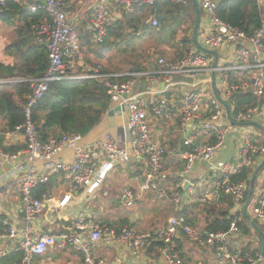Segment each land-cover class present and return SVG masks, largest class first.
Wrapping results in <instances>:
<instances>
[{
	"label": "built area",
	"instance_id": "2783aa9c",
	"mask_svg": "<svg viewBox=\"0 0 264 264\" xmlns=\"http://www.w3.org/2000/svg\"><path fill=\"white\" fill-rule=\"evenodd\" d=\"M111 1L95 0L93 12L89 18L94 34L92 40L94 46L105 44L109 29L114 24L110 8ZM162 1L166 0H118V3L127 14H132L137 8L151 10ZM169 1L183 6L187 3L186 0ZM9 3H16L31 14L45 13L38 24L31 26V34L38 45L47 49L49 66L46 73L42 78L34 80H2L0 85L23 82L30 84V92L26 95L24 104L25 123L9 132V136L25 135L26 149L23 153L46 161L49 172L38 173L30 170L18 180L26 225L20 228L0 217L3 230L0 240H9L13 245L7 252L0 253V258L12 251L21 252L23 253L21 264H33L34 257L45 254L56 245L55 235L43 234L35 237L32 230V224L38 221L44 210V204L35 197L34 191L48 183L54 174L64 173L73 185L83 187L88 194H94L116 167L127 165L134 157L145 159L148 163L145 175L147 184L142 186L141 191L154 189L158 200L170 198L176 208L183 209L185 200L180 191L174 189L169 197L166 188L161 185L166 180L164 159L167 151L152 138L148 106L138 97L130 96L136 79L145 76L154 80L163 79L164 91L177 86L188 85L190 87L177 108L179 122L183 128L186 129L192 123L197 124L183 142L184 147L190 149L184 153L186 161L184 174L187 177L190 176L196 162H210L223 148L226 135L233 124H251L255 117L261 114V105L264 104V8L261 4L262 0H259L262 9L261 28L256 30L252 36L219 17L218 8L221 0H198L204 23L199 30V42L202 47L216 52L229 48L230 60L225 61L223 65L218 62L217 67H214L213 61L207 54L202 53L198 48H190L177 61L159 58L160 71L127 75L103 73L100 65L85 68L81 75H71L68 72V62L84 66L86 58L81 45L80 32L65 11L68 0H0V7L7 9ZM145 24L155 29L159 28V21L154 16H149ZM213 72L215 76L219 74L220 82L229 99L234 93L249 92L256 98L257 104L246 112H239L236 115L232 114V110L231 120H229L225 108L215 98L211 89L205 86L212 80H200L201 76L207 77L211 74L212 77ZM122 77L126 79L118 81ZM90 79L102 83L113 101L119 102L122 99L120 103L125 106L127 114L128 148H122L111 135L107 136L104 141L93 145L83 144L81 135H63L60 138L51 137L42 141L33 121V112L49 92L51 83ZM124 95L126 98H123ZM207 102L210 103L211 114L209 120L203 122V108ZM152 107L155 117L162 119L167 102L163 101L159 106L151 105ZM225 117L229 120L226 123L222 121ZM200 137L210 139V142L194 145ZM64 146L73 150L74 160L72 162L59 158ZM20 154H10L0 148V163L15 160ZM260 156H264V144L256 143L251 134H244L237 159L216 170L217 178H219L218 185L225 195L232 198L234 214H239L238 221H242L245 217L244 208L248 184L247 182L233 183L230 178L242 171L252 170ZM188 182L191 183L190 179ZM122 196L124 203L129 207L136 200L131 188H126ZM250 213L254 221L264 223V184L256 192V198L251 201ZM236 230L232 225V230L229 232H212L203 235L197 228L189 225L185 216L180 214L170 218L166 226L145 232L126 226L116 233L109 230L107 226H98L81 220L74 232L63 234L61 240L83 254V264H111L93 254V248L107 235L113 243L116 242L129 249L134 257L141 256L151 246L164 245L170 262L183 264L177 254L176 242L184 235L192 243L201 247L213 248L216 252V264H244L246 262L258 264L260 261L264 264L262 252L258 253L255 258H251L249 255H242V252H234L229 248L228 242Z\"/></svg>",
	"mask_w": 264,
	"mask_h": 264
},
{
	"label": "crops",
	"instance_id": "0c3cea01",
	"mask_svg": "<svg viewBox=\"0 0 264 264\" xmlns=\"http://www.w3.org/2000/svg\"><path fill=\"white\" fill-rule=\"evenodd\" d=\"M87 2L90 4L89 7L85 6ZM189 2L190 0H188L186 6H188ZM163 3L164 1L160 2L151 10L137 8L134 13L127 14L119 5L118 0H112L110 8L114 19L113 23L126 20L124 17L126 14L132 16V28L126 30L128 34L131 33V37H129L127 41H117V47L113 48L114 50L107 51V57L100 60L101 62L91 51H84L86 56L85 65L78 66L75 63L68 62V72L71 73V75H81L84 73L85 68L96 66L100 63L103 66H107L109 74H130L131 72L129 71L127 60L129 57L133 56L134 53L130 49L127 54L123 52L128 48V44L132 43L134 40L135 42H139L141 47L136 51V54L139 55L142 50H151L149 47L153 49L151 38L155 37L156 34H158L157 36L164 42V47L168 45L166 41V36L168 34L171 37L174 33V39L177 35H180L179 31H181V29L172 22V19L175 17L177 18V13L170 10L168 6H164ZM94 5L95 0H72L71 3L70 0H68L66 7L69 9L67 13L69 14L70 21L78 28L81 39L84 35L88 34L91 41L93 40L94 34L89 18L93 12ZM170 12L175 13V15ZM74 15L77 17H74ZM149 16H154L159 21L158 29L145 24ZM164 18H168L167 22L162 23L161 19ZM203 25L204 23L202 20L200 27H203ZM176 29L179 31H175ZM152 34H154V36H152ZM188 37L192 39L193 35H188ZM127 42L129 43L127 44ZM148 42L150 43L147 44ZM180 46H183V44L179 43V47ZM190 48L197 49L194 43L186 50ZM178 51H183V54L186 52L183 47L179 48ZM150 52V61L147 59L148 62L145 63V65L149 66L151 70L136 73H153L160 71L161 68L158 64V59L161 58V56H157V51H154V49ZM217 53L219 55L218 62L220 65L230 60L229 48H223ZM181 57L176 53L175 58L172 60L177 61ZM109 58L111 59L110 61H108ZM209 58L213 63L216 60L213 55ZM88 59L91 63H88ZM149 62L152 63L150 64ZM208 79H211V74L207 77L201 76L200 80ZM215 85L220 98L227 102L229 98L226 95L224 86L220 82L218 73L216 74ZM205 86H208L213 93L212 82L209 84L206 83ZM164 89L165 85L163 79L154 80L149 76L140 77L136 79L135 87L130 96L138 97V99L149 108L148 118L150 121L152 138L167 151L164 159L166 180L161 183V185L166 188L169 197H171L174 189L179 190L181 188L183 190V192L179 190L185 200L183 209L179 210L176 208L170 198L158 200L157 192L154 189L145 192L141 191L142 186L147 184L145 175L148 163L145 159L134 157L127 165L116 167L94 194H88L83 187L73 185L64 173L54 174L48 183L38 187L39 189L42 188L41 198L39 200L44 204V210L38 221L32 224V230L35 237H39L43 234L55 235L57 237V243L45 254L34 257L33 264H83V254L76 251L70 244H65L61 240L63 234L74 232L81 220L98 226H107L109 230H113L116 233H119L120 230L126 226L140 232H145L166 226L168 220L174 216L180 214L184 215L183 212L189 205H197L194 210L200 213L203 205L218 204L224 193L218 185L219 178H217L216 170L220 166L233 163L237 159L240 143L244 134L249 133L256 143L260 145L264 144V132L252 124L256 123L264 129V104H262L261 114L255 117L254 122L246 125L233 124L226 135L223 148L210 162H196L190 176L187 177L184 174L186 165L184 153L188 152L190 149L184 147L183 142L197 124L192 123L189 124L186 129L183 128L179 122L177 108L190 87L184 85L174 87L168 91H164ZM174 91H176L177 96L174 95ZM121 101L122 99H120L119 102L112 100L109 111H112ZM163 101L167 102V108L164 117L158 119L155 117L151 105L159 106ZM230 108L232 111L233 106H230ZM210 114V103L207 102L203 108V122L209 120ZM222 121L226 123L229 120L225 117ZM4 128V125L0 122V148L10 154H21L18 155V158L15 160L0 163V217L22 228L26 225V222L23 216V203L18 188V180L25 173L30 172V170L38 173H48L49 168L46 161L23 153L26 149L25 135L9 136V131L3 132ZM63 135L64 134H61L58 137L60 138ZM109 135L113 136L122 148H128L129 134L126 112L117 111L114 112L113 115H109L108 113L105 114L99 124L87 135L83 136L82 143L85 145H93L104 141ZM208 142H210V139L200 137L194 142V145H202ZM10 150H12V152H10ZM59 158L66 162H72L74 160L73 150L68 146H64ZM263 162L264 156L257 158L254 168L250 170L251 177L258 166ZM188 179H190L191 183L188 182ZM186 182L190 184L187 194L184 191ZM263 184L264 168L257 176L251 201L256 198V192ZM126 188H131L136 198L131 207L126 205L122 198L123 191ZM250 206L251 202L248 207V213L251 215ZM231 212L234 214V202ZM203 222V217L199 215L198 223L193 227L197 228L202 233L204 227ZM255 223L264 232V223H258L257 221H255ZM250 228L254 231L253 233L250 232V235L244 234L240 229L233 233V236L228 242V246L232 251L242 252L243 254L245 252L244 249H249V251L259 249V236L252 226ZM0 229H2L1 225ZM176 244L177 254L180 256L183 264H216V252L213 248L201 247L192 243L184 235L177 240ZM12 246V242L9 240H0V253L4 251L7 252ZM15 253L17 252L12 251L5 257ZM93 254L95 257L105 259L111 264H172L168 259L165 246H162V248L160 246H151L141 256L134 257L125 246L116 242L113 243L109 235L93 248ZM257 254L258 253H256V255ZM246 255L250 256V254ZM5 257H1L0 260L2 261Z\"/></svg>",
	"mask_w": 264,
	"mask_h": 264
},
{
	"label": "trees",
	"instance_id": "16d2710c",
	"mask_svg": "<svg viewBox=\"0 0 264 264\" xmlns=\"http://www.w3.org/2000/svg\"><path fill=\"white\" fill-rule=\"evenodd\" d=\"M163 4L177 13V18L172 19L175 25H180L182 19H185L189 25L188 29L193 31L196 11L191 0L188 6L178 5L169 0L164 1ZM170 13L175 15V13ZM44 15V12L31 14L16 3H9L7 9L0 7V22L13 27L14 33L13 40L6 42L3 47L2 57L4 60H0V81L7 78L37 79L43 77L46 73L49 66L47 49L38 45L31 34V26L38 24ZM218 15L222 20L249 36H252L256 30L261 28L262 9L259 0H221ZM124 17L126 20L116 22L110 27L106 42L101 46H94L90 36L88 34L84 35L81 39L83 51H91L100 61L107 57V51L117 47V41H127L131 37V33L128 34L126 30L132 28V16L126 14ZM167 19H161V22L165 23ZM182 43L183 48L186 50L193 44V40L187 37ZM129 48L130 44L123 52L127 54ZM132 51L133 56L127 60L129 71L136 73L151 70L149 66L145 65L148 62L147 59L151 57V52L140 51L141 53L137 55L134 49ZM181 52L178 53L179 57L183 54ZM142 54H144V58ZM110 60L109 58L108 61ZM88 63H91V61ZM98 65L102 67L103 73L109 74L106 65L103 66L100 63ZM125 79L122 77L118 81ZM29 92L30 84L26 82L0 85V122L5 127L3 132H12L17 126L25 123L24 104L26 102L25 97ZM111 101L112 99L107 94L106 87L98 80L54 81L51 83L50 90L45 98L35 107L33 121L38 128L42 141H46L51 137H58L61 134L85 136L108 113L111 108ZM228 104L233 106L232 114L236 115L254 107L257 101L252 93L238 92L231 96ZM250 177V171L245 170L231 176L230 179L233 183L247 182L249 187ZM179 190L183 192L181 188ZM41 191L42 188H37L34 191L36 198H41ZM248 196L249 189L246 194L247 199ZM196 206L189 205L183 214L191 226L197 225L199 215L203 217V235L212 232H229L232 225L244 234H247L251 229L246 217L242 221H238L239 214L231 212L233 201L227 195L222 194L221 201L216 205H203L200 213L195 212ZM2 232L3 230L0 229V233ZM156 246L162 248L164 245ZM244 250L245 252L242 255L250 254L252 258H255L256 253L261 252V246L255 251ZM22 258L23 253L17 252L0 261L1 264H21Z\"/></svg>",
	"mask_w": 264,
	"mask_h": 264
},
{
	"label": "water",
	"instance_id": "95a60500",
	"mask_svg": "<svg viewBox=\"0 0 264 264\" xmlns=\"http://www.w3.org/2000/svg\"><path fill=\"white\" fill-rule=\"evenodd\" d=\"M192 3L194 5L195 11H196L195 25H194V29H193V43L199 49V51H201L202 53H205L207 55H213L216 58V60L214 62V67H217L218 58H219L218 53L216 51L208 50V49L202 47L201 44L199 43L198 34H199V30H200V25H201L202 13H201V9H200L198 0H192ZM211 80H212L213 94H214L215 98L219 101V103H221L222 106L225 108L226 113H227V117H228L229 120H231V108H230V105L226 101H223L220 98V96L218 95V92H217V89H216V85H215V83H216L215 72H213ZM123 98H126V96L124 95ZM117 111L126 112V108H125L124 105H121V103H120V104H117V106L112 111H109L108 114L109 115H113L114 112H117ZM252 124L254 126H256L258 129H260V130H262L264 132V129L262 127H260L258 124H256V123H252ZM263 168H264V162L261 165L258 166V168L256 169V171L254 172V174L251 177L250 186H249V197H248L247 202L245 204L244 215H245L247 221L255 229V231L257 232V234L259 236L261 252H262V254L264 256V232L262 231V229H260V227L252 219L251 215L248 213V207L250 205L251 199H252L253 194H254L256 179H257L258 174L260 173V171ZM189 186H190V184L188 182H186L185 185H184V191L186 192V194L188 193ZM258 264H263V262L260 261V262H258Z\"/></svg>",
	"mask_w": 264,
	"mask_h": 264
},
{
	"label": "rangeland",
	"instance_id": "374dc122",
	"mask_svg": "<svg viewBox=\"0 0 264 264\" xmlns=\"http://www.w3.org/2000/svg\"><path fill=\"white\" fill-rule=\"evenodd\" d=\"M71 2H72V0H70V3ZM261 4H263L262 7L264 8V0H262ZM85 6L89 7L90 4L87 2ZM68 9H69L68 7H65L66 12L68 11ZM70 10H72V9H70ZM74 17H77V16L74 15ZM176 26H178V28L181 29V31H179L178 29L175 30L177 32L179 31L180 35L179 36L177 35L176 38L174 39V37H173L174 33H173V35H171V37L168 34L166 36V41H167L168 45L165 47L163 46L164 42H162V40L157 36L158 34H156L155 37L151 38V41L153 43V49H154V51H157V56H161V58L164 57V59H166L167 61H173L172 59L175 58V54L179 53L178 49L183 47V46L179 47V43H182L184 41V39L188 37V35H193V31H191V29H188L189 25L185 19H182L181 24L180 25L176 24ZM13 38H14L13 27L6 26L0 22V60H4V58L2 57L3 56V47L5 46L6 42H8V41L11 42L13 40ZM149 43L150 42H148L147 44H149ZM130 44H131V46L129 48L130 50L134 49L135 51H138V48L141 47V45H139V42H137V41L135 42V40ZM156 47H158V48H156ZM149 48L151 50L147 49V51L153 50L151 47H149ZM211 56L212 55H208V57H211ZM142 57L144 58V54H142ZM174 95L177 96L176 91H174ZM250 232L253 233L254 231L250 229L249 233H247V235H250L251 234Z\"/></svg>",
	"mask_w": 264,
	"mask_h": 264
},
{
	"label": "bare ground",
	"instance_id": "6f19581e",
	"mask_svg": "<svg viewBox=\"0 0 264 264\" xmlns=\"http://www.w3.org/2000/svg\"><path fill=\"white\" fill-rule=\"evenodd\" d=\"M188 2V0H186ZM187 4V3H186ZM185 4V5H186ZM139 9H145V8H139ZM42 78V77H41ZM37 79H40V78H37ZM23 80H34V79H23Z\"/></svg>",
	"mask_w": 264,
	"mask_h": 264
}]
</instances>
